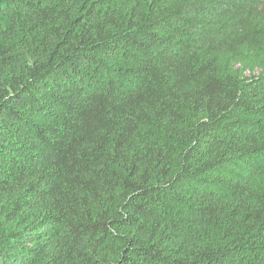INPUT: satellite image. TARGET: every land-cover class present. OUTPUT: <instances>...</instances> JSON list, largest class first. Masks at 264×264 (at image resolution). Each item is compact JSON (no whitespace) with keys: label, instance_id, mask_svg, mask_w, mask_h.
Returning a JSON list of instances; mask_svg holds the SVG:
<instances>
[{"label":"trees","instance_id":"1","mask_svg":"<svg viewBox=\"0 0 264 264\" xmlns=\"http://www.w3.org/2000/svg\"><path fill=\"white\" fill-rule=\"evenodd\" d=\"M0 264H264V0H0Z\"/></svg>","mask_w":264,"mask_h":264}]
</instances>
